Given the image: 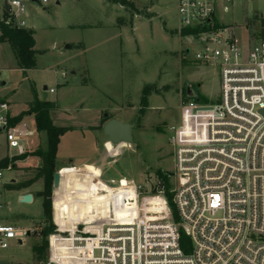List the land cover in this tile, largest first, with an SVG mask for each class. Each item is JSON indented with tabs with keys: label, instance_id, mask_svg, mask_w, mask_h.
I'll use <instances>...</instances> for the list:
<instances>
[{
	"label": "rangeland",
	"instance_id": "rangeland-1",
	"mask_svg": "<svg viewBox=\"0 0 264 264\" xmlns=\"http://www.w3.org/2000/svg\"><path fill=\"white\" fill-rule=\"evenodd\" d=\"M24 2L36 67L20 69L9 44L0 43V103L6 102L11 114L27 112L34 101L54 103L50 124L69 131L60 136L54 158L49 220L39 196L43 180L34 179L42 166L40 155H49L48 133L32 126L35 131L22 156L7 151L0 137V167L4 162L2 168L10 167L4 184L26 186L41 199L24 204L16 190L0 187V223L31 234L21 245L0 250V264H45V228L53 226L50 235L73 231L74 223L97 213L99 190L122 196V189L144 186L149 191L158 182L172 189L176 180L163 171L173 173L169 138L187 99L185 88L193 90L200 105H216L220 90L218 70L194 61L200 46L192 35H184L178 0ZM254 13L264 16L263 2L230 5L214 21L238 25L241 31L235 34L244 40ZM106 119L134 123L133 143L111 145L102 134ZM22 120L29 122L28 116ZM154 195L153 190L131 207L141 210ZM39 246L37 263L33 249Z\"/></svg>",
	"mask_w": 264,
	"mask_h": 264
},
{
	"label": "built area",
	"instance_id": "built-area-1",
	"mask_svg": "<svg viewBox=\"0 0 264 264\" xmlns=\"http://www.w3.org/2000/svg\"><path fill=\"white\" fill-rule=\"evenodd\" d=\"M259 1L178 0L181 28L194 30L200 46L194 61L218 70V103L182 102L169 138L172 189L158 182L149 191L122 189V196L97 191V213L74 223L73 231L49 235L45 264H61L55 255L61 242L71 253L69 264H264V16L254 13L244 40L235 34L238 25L214 21L230 5ZM25 14L24 0H2L0 35L3 27L24 30ZM14 118L1 102L0 137L7 151L22 156L35 130L22 119L12 124ZM7 171L0 168V187L7 185ZM153 190L144 208L131 207ZM153 199L158 209H151ZM26 233L0 223V250L22 243Z\"/></svg>",
	"mask_w": 264,
	"mask_h": 264
},
{
	"label": "trees",
	"instance_id": "trees-1",
	"mask_svg": "<svg viewBox=\"0 0 264 264\" xmlns=\"http://www.w3.org/2000/svg\"><path fill=\"white\" fill-rule=\"evenodd\" d=\"M264 24V23H263ZM194 30L187 29L184 32V35H192ZM32 32L27 30H17V29H9V28H2L1 35H0V43H8L10 48L15 54L17 64L20 69L22 70H33L36 67L35 56L36 53L33 50L34 48V40L32 37ZM184 98L185 94H184ZM145 101V100H143ZM55 109L54 103L50 102H41V101H34L29 104L27 112H23L19 114L16 118H14L11 123L14 124L20 121L24 116L34 115L35 117V125L37 131H46L49 135V155H40L42 160V166L39 173L35 176V181L42 179L44 184V192L40 193L39 196L43 198L42 208L43 214L47 220L50 219L51 214V203H50V196H51V188L53 182V174H54V158L56 156L57 145L59 143V138L65 132L69 131L66 128L54 127L50 124V120L48 119V114L51 110ZM108 119H106L107 121ZM42 121V122H41ZM105 121V122H106ZM6 163L2 166H5ZM2 166L0 168H2ZM7 190H20L25 188L26 186L18 185V186H5ZM168 199H170V195H168ZM53 231V226L50 228H45L44 236L47 237ZM185 240V238L181 237V241ZM44 249L47 248V241H43ZM39 247H35L33 249L34 252V260L37 263L41 262L40 256L37 255ZM43 249V246H42Z\"/></svg>",
	"mask_w": 264,
	"mask_h": 264
},
{
	"label": "water",
	"instance_id": "water-1",
	"mask_svg": "<svg viewBox=\"0 0 264 264\" xmlns=\"http://www.w3.org/2000/svg\"><path fill=\"white\" fill-rule=\"evenodd\" d=\"M31 2H35V0H31ZM4 6L7 7L6 2H4ZM1 85H4V83L2 82ZM185 97L187 99H195L196 97L193 90L189 86L185 88ZM103 117L106 118L107 115ZM134 126H135L134 123H122L116 119H109L104 123L102 127V134L107 139H109L111 144L114 146L121 143L131 145L133 143ZM163 174L168 177L174 176L173 173L167 171H163ZM56 186H57V178L55 177L54 187L56 188ZM20 202L24 204H30L32 202V195L30 194L23 195L20 199ZM30 235H31L30 232L27 231L26 236H30ZM19 244L21 245L20 242ZM49 264H53V263H49Z\"/></svg>",
	"mask_w": 264,
	"mask_h": 264
},
{
	"label": "crops",
	"instance_id": "crops-1",
	"mask_svg": "<svg viewBox=\"0 0 264 264\" xmlns=\"http://www.w3.org/2000/svg\"><path fill=\"white\" fill-rule=\"evenodd\" d=\"M75 1H77V0H75ZM56 5L58 6V5H60V3L59 2H56ZM114 5V4H113ZM115 6V5H114ZM25 22H26V20H25ZM31 25H29V23H28V25H27V22H26V28L24 29V30H27V31H31L32 33H33V31L31 30ZM34 34V33H33ZM33 34H32V37H33ZM34 40V39H33ZM34 48H35V41H34ZM34 48H33V50H34ZM68 48H70L69 46L68 47H66V49H68ZM35 51V50H34ZM36 52V51H35ZM5 84V83H4ZM55 105V108H56V104H54ZM10 108V107H9ZM23 112V111H22ZM10 114H11V112H10ZM13 117H17L18 115H19V113L18 114H11ZM31 117H32V115H29L28 116V121L29 122H27L28 123V125L30 126V128L32 129V126H34L35 127V121H32L33 120V118H32V120H31ZM35 129H36V127H35ZM111 143V142H110ZM103 145H105V144H103ZM107 145V144H106ZM112 145V144H111ZM119 145V144H118ZM120 145H122V144H120ZM124 145H127V144H124ZM117 146V145H116ZM17 193H18V202H20V199H21V197L23 196V195H26V194H30V195H32V202L31 203H33L34 202V200L35 199H39V200H41L39 197H36V195H34V194H32L31 192H29V188L28 187H25V188H22V189H20V190H18L17 191ZM23 230V229H22ZM25 231L27 232V231H30V230H26L25 229Z\"/></svg>",
	"mask_w": 264,
	"mask_h": 264
},
{
	"label": "bare ground",
	"instance_id": "bare-ground-1",
	"mask_svg": "<svg viewBox=\"0 0 264 264\" xmlns=\"http://www.w3.org/2000/svg\"><path fill=\"white\" fill-rule=\"evenodd\" d=\"M151 203L153 204V206H151V209H158L160 207V203L156 199L151 200ZM56 246L57 244L54 243L53 247H56ZM58 249H59V253L55 252V255H59V257L61 258L60 263L61 264H69L70 262L72 263L71 259L68 257V256H71V253L68 251V245H66V242H61V244L58 246ZM53 258H54V254L52 253V260Z\"/></svg>",
	"mask_w": 264,
	"mask_h": 264
},
{
	"label": "flooded vegetation",
	"instance_id": "flooded-vegetation-1",
	"mask_svg": "<svg viewBox=\"0 0 264 264\" xmlns=\"http://www.w3.org/2000/svg\"><path fill=\"white\" fill-rule=\"evenodd\" d=\"M109 120V119H108Z\"/></svg>",
	"mask_w": 264,
	"mask_h": 264
}]
</instances>
